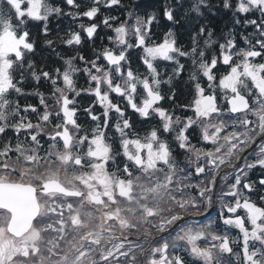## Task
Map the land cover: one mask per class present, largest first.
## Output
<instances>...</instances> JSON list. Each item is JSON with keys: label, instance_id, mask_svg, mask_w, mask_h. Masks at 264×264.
<instances>
[{"label": "snow or ice", "instance_id": "snow-or-ice-1", "mask_svg": "<svg viewBox=\"0 0 264 264\" xmlns=\"http://www.w3.org/2000/svg\"><path fill=\"white\" fill-rule=\"evenodd\" d=\"M66 2L78 7L75 0ZM4 3L7 11L0 8V136L9 129L18 135L15 146L9 139L0 148V264H139V257L146 253V264H186L185 258L179 254L180 242H184L189 256L203 264H224L222 257L225 254L233 258L236 264H264V207L251 200L239 187L243 183V189L253 191V184L243 182V177H246L244 169L256 166L264 168V63H254L250 59L264 55V40L256 41L260 51L249 48L235 52L234 41L228 39L225 44L220 45L219 57L213 55L211 61L206 62L204 51L198 52L195 37L193 47L188 52L176 47L171 32L166 33L161 42L149 44L150 26L155 14H150L147 19L136 17L131 29L136 43L133 45L128 42L126 37L129 36V29L126 23L120 24L113 30L116 33V43L125 46L124 49L119 54L110 49H105L102 53L108 65L114 66L115 73L122 82H115L112 73L98 66L96 60L86 61L85 63H91L96 74H93L91 68L85 67L83 71L89 76L90 86L77 90L73 74L78 69L73 65V58L65 61L67 67L62 73L60 69H56V77L46 71L37 74L32 61L28 62L27 69L23 63L25 54L34 51V43L29 41V32L26 30L27 20L47 22L53 12L61 14V9L53 8L47 0H4ZM106 3L116 5L119 0H106ZM199 4H205V0L193 4L194 11L199 12ZM224 6H230L229 0H224ZM252 8H258L264 13V0H238L237 11L244 13ZM98 10L97 7H92L83 15L92 18ZM164 14L168 20H173L170 8H166ZM109 19L114 20L115 17H105L103 23L106 26H110ZM246 23L255 25L264 36V22L259 25L255 20ZM96 28L97 25L92 24L84 31L91 38ZM43 31L47 34V23ZM200 32L203 33L204 29L201 28ZM65 42L78 45L81 37L78 33H72L71 38ZM45 43L51 45L53 42L47 40ZM205 45L210 46L211 41L206 40ZM133 47L142 49L141 60L148 70V75L143 78L134 73L130 66L126 74L122 71L121 62L127 60V49ZM197 53L201 61L198 67L209 81L210 88H215L212 83L215 80L213 69L219 59L222 58V63L230 67V71L219 79V88L223 93V100L229 105L228 112L242 117L230 125L223 120L212 122L214 115L219 117L221 114L218 97L215 91L206 95L205 88L199 82L195 84V97L191 105L187 106L195 113V118L185 119L174 140L178 142L180 149L191 154L188 164L195 166L196 175L212 176L206 182L207 186H195L199 189L200 197H205L212 191L211 185L222 166L232 167L233 160L241 159V154L253 146L257 138L261 140L255 160L246 162L243 169H237L235 182L227 192L221 194V199L234 198L231 203L221 204L220 219L228 229L239 230L240 251H234L232 245L237 240L231 239L227 231L223 235L206 231L211 228V223L195 230L191 227L181 228L175 237L169 235L163 238V243L145 250L140 245H133L127 236L123 239L118 237L115 228L119 227L123 234L132 229L138 231V225L149 224L158 233H163L182 219L181 213L176 209L184 211L189 206L199 205L191 196L177 197L176 193L194 187L184 183L191 173L183 177L178 175L185 169L180 168L173 158L169 143L158 134L159 129L153 128L143 138L138 135L130 138L127 131L131 128L130 121L123 119L124 111L112 102L110 94L124 97L142 118L158 116L163 131L171 132L173 125L179 124L181 118L173 120L169 111L159 106L164 97L159 91L161 80L158 79L159 73L153 62L158 58L164 61L175 60L177 67L174 73L179 75L184 65L179 63L176 56H191L195 65ZM234 58L238 60L235 64L232 63ZM80 59L83 61L84 57L80 56ZM17 67L33 69L32 77L37 81L42 77L51 80L52 97L58 109L55 116L61 119L62 114L60 123L51 125L53 112L49 109L44 94L39 92L36 94L40 96V103L45 109L39 116V122H25L26 117L20 116L19 103L9 99L12 92L24 94L18 86L20 82L13 76ZM59 79H62L63 87L57 86ZM191 79L196 80V75L193 74ZM92 82H95L94 88L91 87ZM80 91L95 95L94 103L98 102L104 109V122L103 125L96 124L91 136L85 134L77 138L76 134L84 129L77 123L75 100L69 98V93L74 92L79 96ZM137 96H141L139 104L136 103ZM249 97H253L251 103ZM23 110L25 113L29 110L38 111L32 105ZM85 111L92 121L98 122L101 119L93 114L91 106ZM112 111L118 114L113 127L119 134L121 151L116 153L108 142L112 138L105 131L110 124ZM249 116L255 119H249ZM16 117L19 119L15 120ZM10 120L15 122L9 123ZM47 125H51L53 129L47 132L51 143L41 156L39 136L47 131ZM194 125H200L202 140L211 142L212 149L196 148L190 143L186 132ZM228 127L233 131L225 134ZM21 131L29 134L32 147H25L19 140ZM85 143L86 151L83 148ZM12 152L16 153L15 161L11 159ZM120 155L126 161L123 168L117 164ZM129 162L141 173L135 179L132 178ZM109 163L115 170H108ZM17 164L20 167H16ZM17 173L19 178L13 179ZM259 184L264 186V179ZM173 185L176 187L173 188ZM71 200L78 203L74 204ZM260 200L264 201V195L260 196ZM210 201L209 197L208 203ZM238 210H243L244 215ZM165 212L172 214L165 216ZM225 212L229 215L226 216ZM157 217L159 221L153 224V219ZM47 233L54 235L45 239ZM144 235L150 237L152 233L145 229ZM201 240H208L209 243L201 247ZM126 243L127 251L124 250ZM227 264H232V261L229 260Z\"/></svg>", "mask_w": 264, "mask_h": 264}, {"label": "flooded vegetation", "instance_id": "flooded-vegetation-1", "mask_svg": "<svg viewBox=\"0 0 264 264\" xmlns=\"http://www.w3.org/2000/svg\"><path fill=\"white\" fill-rule=\"evenodd\" d=\"M246 21H252L255 20L257 24H261L264 22V13H262L258 8H252L248 14L246 15ZM245 41L248 44V48H254V50L260 51L259 45L256 43L257 40H264V36L261 35V30L257 28L255 25L251 23L245 22ZM235 45H237V40L234 41ZM236 48V47H235ZM136 49V48H135ZM251 62L254 63H264V55L256 58H250ZM233 62V61H232ZM127 64L131 65V62L129 59L123 64L122 71L126 74L127 70ZM164 64L167 67L165 71V76L163 78V81L161 83V86L165 89L171 91L166 94H163L160 90L162 88H159V91L161 95L164 97V99L159 103V106L167 109L169 113L172 115L173 120H175L176 117L181 118V122L179 124L173 125V130L171 132L165 133L162 129V122L158 116H151L149 118H142L139 116L138 113H136L127 103V100L122 97L118 96V105L120 108L124 111L125 116L123 119H128L131 124V128L128 131L130 138H135L136 135L143 138L148 132H150L153 128L159 129V136L162 140H166L170 148L172 150L173 158L178 162V165L180 168H184L185 171L182 173H178L179 176L183 177L188 175V173H191V176L189 179L185 180V184H191L194 187L187 189L186 191H183L181 193H176L178 198H184L191 196L195 198L196 203L199 205L198 207H191L189 206L186 210L181 211L180 209H176L177 212H180L182 215V219L180 221H177L174 225L169 227L165 232L158 233L157 229L154 227H151L149 224L144 225H138V231L136 229H132L130 231L124 232L121 234V230L119 227L115 228L116 235L123 239L124 236H127L128 241H131L133 245H140L145 250H148L150 247L158 246L159 244L163 243V238H167L169 235L172 237H175L177 235V232L181 228H187L191 227L194 230L201 228L205 225L212 224L211 228L206 229L208 232H215L217 234L223 235L226 231L231 239L237 240V243L232 245L235 252L240 251V234L239 230L235 228L228 229L220 219V209L222 203H231L234 198L231 197H224L221 199V194L223 192H227L229 186L235 182V176L238 174L237 169H243V166L246 162H252L256 158V152L258 151V146L261 143L260 138H257L255 141V144L251 146L250 148L246 149L244 153L241 154V159L239 160H233V166H222V168L219 171V174L217 175L214 184L211 185L212 191L207 194L205 197H200L199 195V189L195 187L196 185H199L201 187L207 186L206 182L212 179L211 174H201L196 175L195 174V166L188 164V159L191 156L190 153L186 152L184 149H180L178 142L174 140V137L177 135L179 130L183 127V124L185 122V119L187 117H193L195 118V113L191 110L190 107H187L188 105H191L194 97H195V82L193 79H191L192 76H190L191 73L189 71H183L181 70L179 75H175L174 69L177 67L176 62L173 61H165ZM181 64V63H180ZM157 63L154 64L156 67ZM213 75L215 77V80L212 82L215 85V88L209 87V81L203 76V73L201 72L199 77H197V81L201 84L202 87L205 88V94H211L213 91H215L218 100L217 103L221 108V114L219 117H216L215 115L212 118V122H219V120H223L226 124H231L233 121L242 118L239 117L237 114H231L228 112L229 105L226 103V101L223 100V93L221 92L219 88V79L222 75L227 74L228 71H230V67L228 65H224L222 61H219L216 65V67L213 69ZM83 74V72H82ZM138 74V73H137ZM187 77L189 86L192 89L190 98V103H188L189 98L187 101L177 99L175 97L176 93H182L187 92V88L183 86V83L179 79V77ZM81 81H86L85 77L82 75L80 78ZM122 82V81H121ZM249 87H251V84L249 82ZM142 92V89H140ZM180 91V92H178ZM188 93V92H187ZM186 93V95H187ZM231 95V93H229ZM74 96V94L72 95ZM253 96H255V93H253ZM166 97V102H165ZM76 98H86L85 94H80L79 96H76ZM253 97H249L250 103L252 101ZM141 96L136 97V103H140ZM91 100L94 101L93 98ZM99 104V103H98ZM100 105V104H99ZM101 106V105H100ZM255 106V105H253ZM78 111V110H77ZM118 115V114H117ZM20 116H25L26 121H34L30 119V113H25L24 110H20ZM19 117H16L15 120H18ZM62 119V118H61ZM61 119H57L55 114L52 116V121L55 124H58L61 122ZM77 123L82 126L84 131H80L77 135L83 136L85 134H88L91 136L92 129L94 128V125L89 119H82L80 120L79 113H77ZM249 119H255L252 116H249ZM15 120H10L9 123H14ZM79 120V121H78ZM39 122V117L37 118L36 123ZM33 123V124H36ZM46 132L41 133L39 136L40 143L42 145V148L40 149V155L43 156L45 152L48 150V143L46 140H49L46 138L47 132H51L52 126L47 125ZM109 127V126H108ZM113 130H108V128L105 129V131L108 134V137H111L108 142L112 144L114 153L120 152V137L119 134L115 131V128L113 126H110ZM239 130V129H237ZM233 129L231 127H228L225 134L227 132H231ZM8 138L11 140V143L13 146L17 143V133H15L13 130L9 129L8 131ZM186 135L189 138V141L192 145H194L196 148H201L204 150H209L213 148V145L211 142H205L202 140V135L200 131V125H194L188 131L186 132ZM19 140L24 143L25 147H32L30 136L27 132L21 131L18 136ZM8 139V140H9ZM50 141V140H49ZM51 142V141H50ZM61 149H62V142H61ZM0 148H2V144L0 141ZM84 151L87 150V143L83 146ZM11 159L13 161L16 160V153L12 152ZM194 159V157H193ZM125 158L123 155H120L117 159V164L120 168H123L125 163ZM16 167H20L19 164L16 165ZM129 167L133 172L132 178L135 179L137 175H140L141 173L136 170L132 164L129 162ZM235 167V168H234ZM74 169H70V171H73ZM108 170L111 172L114 169V166L109 163ZM244 172H246V177H243V182L251 183L253 184V191L248 192L247 189H243V183L239 186L241 190L248 195L251 200L256 202L259 206L264 207V201L260 200V196L264 195V186L259 184V181L261 179H264V168H261L260 166H256L252 169H244ZM123 175V173H121ZM161 177L163 174H158ZM13 179H18L19 175L18 173L12 177ZM176 185H173V188H175ZM211 198L210 203H208V198ZM71 202L78 203L76 200H71ZM95 211V209H92ZM241 215H244L243 210H238ZM172 213L165 212V216H169ZM225 215H229L227 212H225ZM159 221V217L154 218L152 223L155 224ZM250 227V226H249ZM148 229L152 235L150 237H146L144 235V230ZM53 233H47L45 234V239H49L53 236ZM69 239H71V235L69 236ZM200 246L204 247L206 246L209 241L208 240H201ZM181 249L179 251V254L182 255L185 258L186 264H203L202 261L197 260L191 256L188 255V252L185 250L184 242H180ZM61 247L63 248L64 245L62 244ZM125 251H127V243L125 246ZM137 255L139 256V251L137 250ZM99 257L97 256V259ZM148 259V254L146 253L144 256L139 257V264H146ZM222 260L224 261V264H227L229 260L232 261V264H236V261L229 257L227 254H225L222 257Z\"/></svg>", "mask_w": 264, "mask_h": 264}, {"label": "trees", "instance_id": "trees-1", "mask_svg": "<svg viewBox=\"0 0 264 264\" xmlns=\"http://www.w3.org/2000/svg\"><path fill=\"white\" fill-rule=\"evenodd\" d=\"M48 2L49 0H47V3ZM105 2L106 0H101L99 3L102 4ZM198 3L199 0H119L118 4L110 5L108 17L111 18L116 14L119 21L121 17L119 18L118 16H125L128 13L129 15L131 14L129 17L130 21L134 22V15H137L136 17L147 19L150 14H155V19L150 26L151 29H155L157 24L159 25L158 27L165 26V28H168L169 24L172 26L173 31L176 32V39L179 41L177 45L181 50L186 52L190 51L193 47V38L195 37L198 52L203 49L205 56H208L211 52V47L208 49L205 43L204 45L201 44L202 34H204V36L206 35V38L208 39H211L218 34L217 32H214V30L220 31L221 33L219 35H223L224 31L227 30L235 20L233 17L240 13L236 10L238 1L229 0L230 6L225 7L224 0H205V4H199V12H197L193 10V4ZM48 4L53 8L59 7L61 9V14L58 15L53 12L48 17L47 22L39 21L40 23H31L32 25L29 26L31 31L29 33V41L34 43V51L25 54L27 58L25 59L24 57V67H27L28 62L32 61L34 70L37 74L46 71L52 76V72L56 67V56H63L70 52V55H72L79 51L80 55L89 58L90 50L93 47L97 46L99 47L98 49H101L102 46L101 44L99 45V40L102 39L103 34L97 30L99 35L97 39L88 42L86 41V38L88 39V37H86L82 40L81 44H78V46L67 47L65 41L69 29L66 24H62V20L64 18L63 13L69 6L66 0H51ZM75 4L78 5V9L80 10H86L87 7H90L89 5H98L96 0H75ZM1 5L2 8L7 11V5L4 3V0H1ZM166 8L172 10L173 20L168 21L163 17ZM103 15L104 11L102 10L98 11L95 15L94 21H97L100 30L101 28H104ZM55 19L56 21H54ZM111 21L112 19L110 22ZM110 22L108 28L111 32V30L114 29L112 28L114 25L110 24ZM45 23H47V34L43 31ZM201 28L204 29L203 33L200 32ZM208 31L211 34L210 37L207 36ZM159 33H162L161 30H159ZM115 36L113 37V40L109 42V47H117ZM47 40H51L53 43L48 45L45 43ZM202 41H204V39ZM32 71L33 69L27 70L29 77H32ZM14 74L19 77L23 75L24 77L26 76V70L17 67ZM49 84H51V82H35L30 79L27 85V92L35 94L45 88L52 87V85ZM186 93V91L183 92V94L176 93L175 97L187 101L189 93H187V95ZM32 101H35V97L32 98Z\"/></svg>", "mask_w": 264, "mask_h": 264}, {"label": "rangeland", "instance_id": "rangeland-1", "mask_svg": "<svg viewBox=\"0 0 264 264\" xmlns=\"http://www.w3.org/2000/svg\"><path fill=\"white\" fill-rule=\"evenodd\" d=\"M238 61V60H237ZM111 95V94H110ZM69 98H70V96H69ZM72 98V97H71ZM55 110V109H54ZM51 125H54V123H53V121L51 120ZM46 138H48V136L46 135ZM46 142L48 143V146H49V144L51 143L49 140H46Z\"/></svg>", "mask_w": 264, "mask_h": 264}]
</instances>
